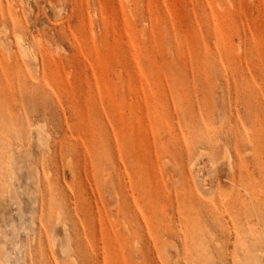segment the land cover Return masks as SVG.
Here are the masks:
<instances>
[{
    "label": "rangeland",
    "instance_id": "obj_1",
    "mask_svg": "<svg viewBox=\"0 0 264 264\" xmlns=\"http://www.w3.org/2000/svg\"><path fill=\"white\" fill-rule=\"evenodd\" d=\"M0 264H264V0H0Z\"/></svg>",
    "mask_w": 264,
    "mask_h": 264
},
{
    "label": "bare ground",
    "instance_id": "obj_2",
    "mask_svg": "<svg viewBox=\"0 0 264 264\" xmlns=\"http://www.w3.org/2000/svg\"><path fill=\"white\" fill-rule=\"evenodd\" d=\"M18 40L20 41L21 40V38L20 37H18ZM41 126H39V128H40ZM43 127V126H42ZM44 133H45V131H44ZM46 135V134H45Z\"/></svg>",
    "mask_w": 264,
    "mask_h": 264
}]
</instances>
